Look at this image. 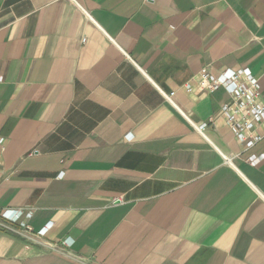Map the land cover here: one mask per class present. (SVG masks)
<instances>
[{"label":"crops","instance_id":"0c3cea01","mask_svg":"<svg viewBox=\"0 0 264 264\" xmlns=\"http://www.w3.org/2000/svg\"><path fill=\"white\" fill-rule=\"evenodd\" d=\"M246 67L264 0H0V264H264V140L196 86Z\"/></svg>","mask_w":264,"mask_h":264},{"label":"built area","instance_id":"2783aa9c","mask_svg":"<svg viewBox=\"0 0 264 264\" xmlns=\"http://www.w3.org/2000/svg\"><path fill=\"white\" fill-rule=\"evenodd\" d=\"M75 1V0H73ZM197 88L202 91L215 92L221 88L226 89L232 96V101L224 103L221 112L229 127L234 132L245 151L252 149L264 140V101L259 79L253 75L250 68L228 69L222 74H214L208 68H203L196 82ZM186 90L192 92L194 85L187 84ZM175 91L164 93L166 99L174 104ZM194 125L204 132L207 123ZM6 150V138L0 135V160ZM264 154L250 155L247 160L251 164L258 163ZM25 211L23 209L0 210V227L11 229L9 223L22 220ZM31 213H28L30 216ZM22 224L30 229V225L24 220ZM51 227L46 225L39 230V235H45ZM64 244L72 246L73 242L65 240Z\"/></svg>","mask_w":264,"mask_h":264}]
</instances>
